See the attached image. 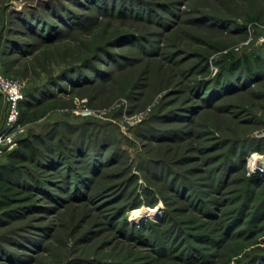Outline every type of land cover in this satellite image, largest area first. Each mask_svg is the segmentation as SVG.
<instances>
[{
    "label": "rangeland",
    "instance_id": "374dc122",
    "mask_svg": "<svg viewBox=\"0 0 264 264\" xmlns=\"http://www.w3.org/2000/svg\"><path fill=\"white\" fill-rule=\"evenodd\" d=\"M245 57L264 60V0H0V71L27 95L0 264H264ZM7 111L0 91V136ZM23 138L47 157L10 158Z\"/></svg>",
    "mask_w": 264,
    "mask_h": 264
},
{
    "label": "trees",
    "instance_id": "16d2710c",
    "mask_svg": "<svg viewBox=\"0 0 264 264\" xmlns=\"http://www.w3.org/2000/svg\"><path fill=\"white\" fill-rule=\"evenodd\" d=\"M232 53L226 52L225 56H231ZM261 57L256 58V63L252 62L249 57H245L244 61L236 60L234 61L232 71H237L241 67H248V72L258 66H261L264 63V60L260 59ZM257 65V66H256ZM27 96V95H26ZM27 99V98H26ZM23 105V102H22ZM23 116V110H22ZM21 147L12 151L9 156L12 159L19 158L21 162H27L28 160H40L41 158L47 157L43 152L39 151L36 142L32 139H21ZM19 167H14L12 164H4L0 170V190L3 197H0V212H2L8 205L11 204V194L12 186L8 183L9 176H19L20 173Z\"/></svg>",
    "mask_w": 264,
    "mask_h": 264
},
{
    "label": "built area",
    "instance_id": "2783aa9c",
    "mask_svg": "<svg viewBox=\"0 0 264 264\" xmlns=\"http://www.w3.org/2000/svg\"><path fill=\"white\" fill-rule=\"evenodd\" d=\"M0 91L5 95L8 105L7 131L0 136V152H4L6 149L1 147L4 140H7L6 142L10 144L9 148H11L15 142L14 135L24 134L26 131V127L22 126L20 121L22 117V101L26 96L25 84L22 80L10 77L0 71ZM11 132L14 133L10 134ZM259 159H257V163L260 161Z\"/></svg>",
    "mask_w": 264,
    "mask_h": 264
},
{
    "label": "bare ground",
    "instance_id": "6f19581e",
    "mask_svg": "<svg viewBox=\"0 0 264 264\" xmlns=\"http://www.w3.org/2000/svg\"><path fill=\"white\" fill-rule=\"evenodd\" d=\"M259 158V155L258 154H254L252 157H251V161L250 163H252V165L256 164L257 163V159ZM150 210V209H149ZM156 210L154 209H151V214H154ZM132 212L134 213L133 217L135 219H142L146 216V211L142 210V209H135L134 211L132 210Z\"/></svg>",
    "mask_w": 264,
    "mask_h": 264
}]
</instances>
